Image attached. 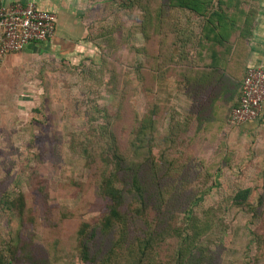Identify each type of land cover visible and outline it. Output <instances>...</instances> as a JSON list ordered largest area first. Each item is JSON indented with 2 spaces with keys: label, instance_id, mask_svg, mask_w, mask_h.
Wrapping results in <instances>:
<instances>
[{
  "label": "trees",
  "instance_id": "trees-1",
  "mask_svg": "<svg viewBox=\"0 0 264 264\" xmlns=\"http://www.w3.org/2000/svg\"><path fill=\"white\" fill-rule=\"evenodd\" d=\"M258 1H97V7L117 2L123 11L142 14L138 29L144 43L137 53L149 60L139 64L135 74L146 105L142 116L118 108L116 114L107 108L87 114L86 133L92 137L85 132L71 136L70 149L86 161L90 175L84 194H93L98 204L108 206L96 225L83 220L75 227L74 244L67 249L72 263L221 264L225 246L218 244L222 240L216 233L222 235L227 228L220 210L196 207L218 186L223 171L239 168L244 135L255 128L260 131L264 123V117L244 126L231 123L250 67ZM94 11L90 22L97 25V32L90 31L88 42L100 52L101 65L87 67L93 58L82 62L84 79H79L82 84L92 81L103 86L112 97L119 93L124 102L129 85L121 89L125 77L114 69L108 72L103 52L109 48L113 55L128 45L129 34L121 36L119 21L108 23ZM91 73L98 74L97 81L87 78ZM173 93L191 100L186 113L173 105ZM251 196L250 188L237 187L227 206L235 210L234 217L240 210L253 223L259 222L251 231L255 254L251 260L257 264L264 260V187L256 205L249 203ZM14 198L3 202L10 212L23 216V195ZM68 218L61 215L62 221ZM11 246L13 254L0 247V264H32L30 242L22 239ZM51 248L62 251V246Z\"/></svg>",
  "mask_w": 264,
  "mask_h": 264
},
{
  "label": "rangeland",
  "instance_id": "rangeland-1",
  "mask_svg": "<svg viewBox=\"0 0 264 264\" xmlns=\"http://www.w3.org/2000/svg\"><path fill=\"white\" fill-rule=\"evenodd\" d=\"M96 10L108 23L120 22L121 36L123 32L129 34L128 45L124 44L113 55L108 47L103 52L104 59L110 64L108 72L114 69L115 74L125 77L119 84L121 89L129 85L128 98L124 102L120 101L119 93L112 97L103 86L96 87L92 81L90 84L80 82V71H84L80 64L93 58L87 67L100 66L99 51L89 53L73 64L45 59V69L38 71L40 66L36 67L33 74L32 97H0V247L10 248L13 254L15 247H10L11 244L22 239L30 242L32 264H78L72 263L67 251L69 245L74 244L71 240L75 227L83 220L94 226L107 214V203L98 204L93 194H84L90 180L87 163L70 149L71 136L87 132V114H95L104 108L113 114L117 108L139 116L144 114L145 99L137 89L140 79L135 74L138 65L149 60L144 53H137L144 43L138 29L142 14L123 11L117 2ZM90 27L92 33L97 32V25L90 23ZM120 40H117L116 47ZM91 75L87 76L89 80L97 79V73ZM103 80L109 81L107 77ZM176 105L183 113L187 112L184 98ZM86 134L92 137L90 133ZM241 156L244 160L238 164L239 168L230 173L223 171L218 186H213L196 207L200 211L212 207L220 210L227 228L222 235L216 233V237L222 240L218 244L225 246L221 264H253L251 258L255 254L251 231L259 222L254 221V225L253 220L240 210H236L238 214L234 217L235 210H230L227 202L237 187L252 190L249 203L254 205L263 192L264 127L244 135ZM16 194L24 198L23 216L10 212L7 203L3 202L15 200ZM159 207L164 208L163 205ZM64 214L69 218L62 221L61 215ZM182 218L180 215L178 219ZM51 245L58 249L62 246V251L52 250ZM63 251L66 254L61 257ZM161 256L165 258L166 254L161 253ZM257 264H264V260Z\"/></svg>",
  "mask_w": 264,
  "mask_h": 264
},
{
  "label": "crops",
  "instance_id": "crops-1",
  "mask_svg": "<svg viewBox=\"0 0 264 264\" xmlns=\"http://www.w3.org/2000/svg\"><path fill=\"white\" fill-rule=\"evenodd\" d=\"M97 1L0 0V6H25L28 3H33L38 9L55 14L57 19L52 39L45 43L31 44L20 53L7 54L3 57L0 62V97H32L33 74L37 70L36 67L40 66L38 71L45 69L43 61L45 59L62 60L73 64L84 56H88L89 53H94L95 48L89 44L88 35L90 21L93 20L94 10L98 5ZM252 34L249 43L250 66L264 65V0L258 2V15ZM170 82L171 87L176 85L174 80L171 79ZM180 99L182 97L179 93H173L172 103L177 109L176 103H179ZM184 100L188 111L191 100ZM261 117H264V110ZM260 127H264V123ZM247 128L252 130L253 127L247 126ZM257 130L255 128L250 133Z\"/></svg>",
  "mask_w": 264,
  "mask_h": 264
},
{
  "label": "built area",
  "instance_id": "built-area-1",
  "mask_svg": "<svg viewBox=\"0 0 264 264\" xmlns=\"http://www.w3.org/2000/svg\"><path fill=\"white\" fill-rule=\"evenodd\" d=\"M56 15L40 10L33 3L0 6V62L7 54H17L31 44L52 39ZM264 110V65L250 66L242 83L239 106L231 123L242 126L259 119Z\"/></svg>",
  "mask_w": 264,
  "mask_h": 264
}]
</instances>
